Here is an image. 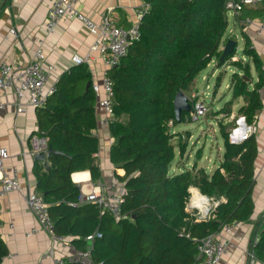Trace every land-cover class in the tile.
Wrapping results in <instances>:
<instances>
[{"label":"trees","instance_id":"trees-1","mask_svg":"<svg viewBox=\"0 0 264 264\" xmlns=\"http://www.w3.org/2000/svg\"><path fill=\"white\" fill-rule=\"evenodd\" d=\"M143 1L149 9L139 23V38L108 70L113 80L109 159L123 170L121 175L114 174L122 194V217L114 220L96 203H79V187L71 180V174L81 170L89 171L93 183L100 176L95 158L98 139L92 134L97 126L96 96L91 84L86 88L90 74L84 64L64 72L56 82L57 90L36 110L37 130L33 133L45 137L47 145L62 153L50 155L48 167L34 161L35 190L48 205L54 231L67 236L76 249L86 247L85 236L96 230L101 233L92 242L93 264H198L197 244L202 238L223 224L243 222L252 215L257 146L253 134L231 142L229 129L234 120H220L223 151L217 167L209 173L194 163L180 172H170L175 156L171 140L180 135L171 131L178 124L173 99L178 91L186 93L210 61L219 66L233 64L242 74L236 70L230 75L231 99L204 117H228L233 99L241 96L244 105L238 115L250 125L261 106L258 89L262 71L245 34L241 58L231 59L234 51L223 62L218 61L228 25L225 0ZM241 11L242 16L253 12L247 6ZM250 61L260 70L259 79L251 86L245 79L249 78ZM195 99H189L191 106ZM184 135L188 139L187 132ZM179 138L182 154L187 139L181 142L182 136ZM192 186L218 200L205 219L186 209ZM252 250L256 260L264 263V227ZM6 254L0 238V262Z\"/></svg>","mask_w":264,"mask_h":264},{"label":"crops","instance_id":"crops-1","mask_svg":"<svg viewBox=\"0 0 264 264\" xmlns=\"http://www.w3.org/2000/svg\"><path fill=\"white\" fill-rule=\"evenodd\" d=\"M143 3V0H79L78 6L80 11L93 21H98L103 12L109 11L111 19L117 25L126 28L135 22V10ZM48 6L49 0H0V57L16 64H26L32 58L38 41L42 40L44 61L56 66L55 72L48 79V86L56 82L64 72L77 65L72 59L74 55L83 57L88 53L89 59L83 64L87 66L90 82H100L104 69L102 58L97 51L89 50L94 38L93 33L79 20L64 19L52 33L47 34L43 23ZM247 7L253 12L247 16H242L241 11L236 18L233 17V28H239L241 38L242 34L249 38L250 47L259 59L260 70L262 71L261 78L263 79L258 89L261 106L255 113L252 122L256 128L253 136L257 146V156L254 162V186L252 188L254 207L248 220L238 222L233 226L232 232L229 234L230 242L218 264H264L258 260L250 262L243 252L244 249H251L253 241L259 236L261 231L260 220L264 213V30H259L260 24L264 22V14L260 11L263 2L259 0L253 5H247ZM247 18L250 20L249 22H245ZM224 41L225 39L221 41L220 48L223 47ZM243 59L247 61L246 58L243 57ZM212 61L217 65L216 61ZM227 66L225 65L224 68L226 69ZM248 69L249 78L245 79H249L251 86L259 79L260 70L258 71L251 61ZM236 70L234 67L232 72ZM238 74H242V71H238ZM224 87L230 96L229 99H231L230 77L225 82ZM189 88L184 94L189 99L196 98L195 90H189ZM215 94L216 91L214 90L213 96ZM5 101V108L0 110V142L8 149L9 157L4 163L3 172L9 174L12 169H15L22 192L35 190L34 161L36 160H34L33 154L29 153V140L31 134L37 130V109L28 108L25 111H19L12 92L5 94ZM243 105L244 100L239 96L233 99L231 113L228 117H224L222 114L216 116L209 114L205 118H210L217 127L220 120L227 123L234 120V126L229 129V139L233 142H240L246 137L244 135L246 128L244 118L238 115V110ZM208 107V112L217 110V108ZM94 108L97 126L92 130V134L98 139V150L95 153V158L100 169L99 180L93 183L88 170L73 172L71 180L78 187L88 181L93 184L102 183L105 191L108 192V184L115 178L114 174L121 175L123 170L115 168L109 159V150L113 138L109 133L108 125L112 116L109 117L108 123H99V119L104 116V113L97 103H95ZM175 126L172 128L173 131ZM174 132L180 133L179 136L175 135L171 140L174 149L177 147L176 153L180 159L176 162V167L170 168V172H180L184 168H190L194 163L197 167L204 168L195 161L191 163L190 167H187L190 163L182 161L187 145L181 154L178 143H176L182 136L181 134L185 132L178 130ZM219 161L214 162L210 168L204 169L209 173L212 172ZM47 162L49 165L48 159ZM189 192L191 196L200 194L197 188L193 186L189 188ZM79 199L78 196V202L83 203ZM32 228H35L34 232L31 231ZM0 238L7 249V254L2 258L0 264H51V258L43 256V252L52 244L51 238L39 226L36 217L28 210L23 196L19 192H9L0 197ZM53 249V254L56 256L69 258L72 254L71 250L63 248L60 244L54 245Z\"/></svg>","mask_w":264,"mask_h":264},{"label":"built area","instance_id":"built-area-1","mask_svg":"<svg viewBox=\"0 0 264 264\" xmlns=\"http://www.w3.org/2000/svg\"><path fill=\"white\" fill-rule=\"evenodd\" d=\"M257 1L259 0H225L224 9L226 15L230 13L236 18L244 6L253 5ZM78 5L79 0H49L47 15L43 23L44 30L47 34L52 33L62 20L76 19L81 21L93 33L94 38L89 50L97 51L100 54L104 69L101 81L90 84L96 96V103L104 113V116L99 119V123H108L109 117L112 116L113 100V80L109 76L108 70L120 62L127 54L132 41L139 38V23L149 9V4L144 2L135 10L136 20L126 28L117 25L111 19L109 11L103 12L98 21H93L80 11ZM249 21L248 18L245 20V22ZM259 30H264V22L260 24ZM42 44V40H39L32 58L28 63L23 65L9 62L0 57V110L6 106L5 94L7 92L14 94L16 107L22 112L28 108L37 109L45 106L47 98L57 90V81L51 83L49 86L47 85L49 77L56 70V66L44 61L45 56ZM89 56V53L83 57L74 55L72 59L74 64H83L88 61ZM208 110L209 107L203 100L195 99L191 110L183 116V121L198 120ZM245 127L244 135L246 137L253 134L256 130L254 124H246ZM29 145L30 154L46 151L48 146L46 138L37 133L31 134ZM8 157V149L0 142V197L9 192L21 193L28 210L34 214L39 226L51 238L52 244L43 252V256L51 258V264H65L66 261L93 264L90 257L92 242L95 238L101 237V233L96 230L92 234L85 236L86 247L82 250L76 249L69 242L67 236L56 233L48 212V205L43 200L42 195L36 190L22 192L15 169H12L9 174L3 172L4 163ZM108 186L109 191L106 192L102 183L93 184L91 181L84 182L79 186V200L96 203L101 211H107L112 215L114 220H119L122 217V194L119 190L117 179L114 178ZM198 195L203 200L198 204H194L193 200H191L193 196H191L186 209L191 212L194 211V215L198 219H205L213 211L218 200H213L202 194ZM236 224L237 222L223 224L220 230L200 240L197 244L200 256L198 264H218L226 252L227 245L230 242L229 234ZM263 227L264 213L260 220V230ZM31 231L34 232L35 228H32ZM257 238L253 241L252 247L255 245ZM56 244H60L63 248L71 250L72 254L69 258L53 254V246ZM243 252L250 262L256 260L252 248L244 249Z\"/></svg>","mask_w":264,"mask_h":264},{"label":"rangeland","instance_id":"rangeland-1","mask_svg":"<svg viewBox=\"0 0 264 264\" xmlns=\"http://www.w3.org/2000/svg\"><path fill=\"white\" fill-rule=\"evenodd\" d=\"M227 22L228 25L222 40L226 37L236 39V56H233L232 59H237L238 57L240 58L242 54L243 41L241 33L238 27L233 28V16L230 13H227ZM224 67L225 66L216 65L213 61L210 62L198 73L189 88V90H195L197 99L203 100L208 106H211L212 109H218L230 97L224 84L228 81L235 66L230 64L226 69ZM214 90L216 91V94L213 96ZM177 130L179 132H187L190 136L187 141L186 153L182 159L184 163H190L188 165L186 164L187 167H190L191 163L195 161L198 165L208 169L214 162L217 163L222 157L223 140L216 123L210 120V118L202 116L199 117L198 120L179 122L175 126L174 131ZM171 131H173V129H171ZM183 139H181V142ZM176 143H178V141ZM176 151L177 147L174 149L175 157L170 164V168L174 166L176 167V162L180 159Z\"/></svg>","mask_w":264,"mask_h":264},{"label":"water","instance_id":"water-1","mask_svg":"<svg viewBox=\"0 0 264 264\" xmlns=\"http://www.w3.org/2000/svg\"><path fill=\"white\" fill-rule=\"evenodd\" d=\"M236 49V39L229 38L225 41L223 47L221 48V54L219 56V62H223L224 58L232 54ZM90 81L87 82L86 88L90 85ZM173 108L175 120L179 123L181 121V114L184 112H189L191 110V103L189 98L182 91H178L173 99ZM183 138H186L182 134ZM185 140L183 139V142ZM60 150L53 149L50 145L47 146L46 151H40L33 154V158L36 161H41L44 167H48L47 158L52 154H61Z\"/></svg>","mask_w":264,"mask_h":264},{"label":"bare ground","instance_id":"bare-ground-1","mask_svg":"<svg viewBox=\"0 0 264 264\" xmlns=\"http://www.w3.org/2000/svg\"><path fill=\"white\" fill-rule=\"evenodd\" d=\"M192 200H193L194 204H198L203 200V198H200V196L198 194H194V198Z\"/></svg>","mask_w":264,"mask_h":264}]
</instances>
